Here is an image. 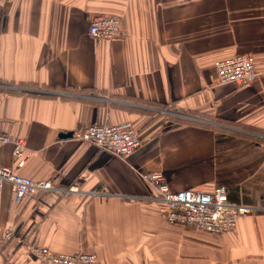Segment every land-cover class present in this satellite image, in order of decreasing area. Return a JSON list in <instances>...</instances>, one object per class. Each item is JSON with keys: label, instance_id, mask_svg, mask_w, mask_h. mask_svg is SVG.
I'll use <instances>...</instances> for the list:
<instances>
[{"label": "crops", "instance_id": "obj_1", "mask_svg": "<svg viewBox=\"0 0 264 264\" xmlns=\"http://www.w3.org/2000/svg\"><path fill=\"white\" fill-rule=\"evenodd\" d=\"M99 15L126 38H91ZM241 54L258 79L220 85L216 65ZM0 86V133L29 150L2 147L0 166L79 190L17 204L0 188V240L14 227L0 264H41L34 246L99 264H264V0L0 1ZM125 122L142 140L126 159L72 139ZM146 174L261 211L225 236L174 226Z\"/></svg>", "mask_w": 264, "mask_h": 264}, {"label": "built area", "instance_id": "obj_2", "mask_svg": "<svg viewBox=\"0 0 264 264\" xmlns=\"http://www.w3.org/2000/svg\"><path fill=\"white\" fill-rule=\"evenodd\" d=\"M0 1L13 2L15 0ZM89 36L96 40L115 42L125 39L127 33L121 18L114 15H99L92 19ZM216 69L220 85L248 86L259 77L252 54H241L220 61ZM2 88L4 86H0V89ZM72 139L93 144L121 159L129 158L142 146L140 133L131 122L113 126L93 124L84 130L75 132ZM6 145L14 147V156L19 160H23L27 153L29 154L24 139H12L0 133V149ZM144 179L156 189L158 197L155 201L166 205L167 220L174 226H185L196 232L225 236L236 231L240 219L252 217L261 211L258 207L232 203L228 189L223 186L216 187L211 193L201 191L174 193L170 190L163 174H146ZM5 185L10 186L17 204L41 193L64 194L79 191L76 186L69 190H60L55 188L51 182H35L17 175L11 168L0 166V188ZM13 236L14 227L6 228L0 244L9 243ZM31 255L41 264H99L94 254L81 252L74 255H58L39 246L31 249Z\"/></svg>", "mask_w": 264, "mask_h": 264}]
</instances>
